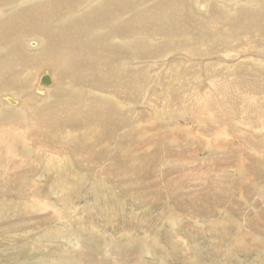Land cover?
Instances as JSON below:
<instances>
[{
	"label": "bare ground",
	"instance_id": "6f19581e",
	"mask_svg": "<svg viewBox=\"0 0 264 264\" xmlns=\"http://www.w3.org/2000/svg\"><path fill=\"white\" fill-rule=\"evenodd\" d=\"M137 4L142 8L134 12ZM27 46L34 52L25 49ZM197 61L200 64L207 61L206 66H202L204 69L201 67L205 71L203 74ZM44 63L50 65L42 66L38 75L34 73ZM248 63L251 66L242 67L236 75L239 80L234 83L224 74V70L233 67L235 70ZM253 66L261 70L253 72ZM263 72L264 0H0V158L6 160L7 165H2L5 168L0 171V176L19 174V181L12 182L26 193V188L36 193L35 179L40 181L46 175L48 190L58 192L61 201H67L66 205H69L65 211L72 212L73 219L70 223L62 208L58 209L55 204L46 201L47 194L35 196V193H28L35 198L31 207L35 210L39 208L38 212L42 211L45 221L53 224L57 221L55 226L58 227L51 228L48 235L61 238H70L79 232L82 236L99 235L104 237V244L111 247L118 237L110 233V239L107 238L110 230L104 226L108 221L110 225H115L117 217L127 211L129 202L128 194H123L121 188L116 189L115 182L144 165L132 162L131 158L147 149L144 136L149 134L150 123L146 116L147 111L155 109L150 102H157L154 92L158 91V95L166 93V99H159L158 102L163 101L158 106L159 110H164L162 112H169L168 121L172 122L173 134L171 139L166 136V142L160 149L151 147L154 149L149 158L151 164L166 161L176 151H179V157H184L181 155L185 154L188 145L185 138H193L201 141L204 149L208 145L222 149L226 156L223 159L231 165L241 149L227 152L225 148L229 141L236 143L235 138L228 137L225 132L218 134L212 131L213 123L200 135L192 123L183 120L185 117L177 116L173 109L178 108L180 103L186 109L189 96L195 94L196 101L202 105L198 103L200 107L197 111L203 112L202 108L207 107L203 102L206 99L199 96V92H194L195 89L199 91L202 75L211 82L216 80L221 90L229 91L234 87L233 93L239 97L251 91L247 93L250 97L255 93L261 95L264 101ZM44 75L49 76V84L41 81ZM220 80L224 83L220 84ZM184 94L185 97H181ZM10 100L14 101L11 103ZM138 108L146 110L142 112ZM263 109H250L251 117L240 125L249 129L252 122L258 121L261 126H256L258 129L253 131L255 136L249 135L246 130L240 131L242 145L247 147L245 155L251 160V165L246 169L240 166L233 170L243 173L242 183L250 181L249 171H252L260 191L257 196L264 201V189L259 186L264 182V144L259 145L260 141L264 142ZM201 118L205 121L207 117ZM76 128L85 129L84 133L80 130L81 133L77 134ZM133 128L136 131H132ZM181 130L185 131V135ZM74 138L76 141L82 138V141L78 140L77 146L68 145ZM173 143L179 144L178 149ZM18 144L22 145L23 153L35 151L36 157L19 160L22 151L14 148ZM105 144H109L110 149L113 146V150L104 147ZM116 157H120L121 161H117ZM163 166L158 165L156 171ZM223 179L224 183H231V192H226V188L224 190L231 194L228 201L232 203H226L222 198L224 194L216 191L207 199L210 204L203 208L205 211L174 209L152 215L164 222L169 220L173 225H180L184 219L198 225L202 220L215 218L212 220L214 223L226 224L222 230L232 234L235 230L231 228L241 224L239 220L243 219L245 224L236 235L238 241L254 237L243 231L250 229L264 242V227L260 226L258 218V222L253 218L255 213L251 212L252 209L246 210V204L237 202L232 193L242 189L246 198L244 202L248 201L251 208L258 209L254 191L237 185L239 182L233 178ZM15 184L6 181L1 187L6 192L9 190L6 188H14ZM91 190L95 196H88ZM111 191L114 193L111 203L120 206L121 211L108 208ZM67 192L72 194L73 199L68 198ZM213 204L224 208L223 217L209 215L214 209ZM80 205L81 209L86 207L88 211L83 216H74ZM262 209L255 211L256 215H264ZM49 212L53 221L49 219ZM133 218L145 230L144 244L161 246L164 256L172 255L185 264H197L196 259L205 254L202 241L198 242L192 234L190 237L185 235V225L170 233L176 236L172 238L174 242H163L160 235L155 234V238L148 232L152 216H147L145 211L139 215L129 213L128 220ZM92 219L96 223L91 222ZM123 231L125 239L131 237L130 229L124 226ZM189 240L198 247L195 253L189 254L184 250ZM247 250L251 257L245 256L248 260L246 264H264V255L263 260L257 263L259 256L253 258L255 250ZM140 256L137 259H141ZM137 259L132 258L135 262Z\"/></svg>",
	"mask_w": 264,
	"mask_h": 264
},
{
	"label": "rangeland",
	"instance_id": "374dc122",
	"mask_svg": "<svg viewBox=\"0 0 264 264\" xmlns=\"http://www.w3.org/2000/svg\"><path fill=\"white\" fill-rule=\"evenodd\" d=\"M140 8H142V5L137 4L136 6H134L133 10L135 12ZM25 49H29L28 51L34 52L28 46ZM206 62L207 61H205V63H201V65L200 62L197 61V66L200 68L203 65L206 66ZM132 63L134 64L135 62ZM190 64L193 65L194 62H190ZM44 65L50 64H42L34 73L37 72L38 75V72ZM208 65L209 64H207V66ZM244 66L251 65L250 63H248L235 70L233 67L230 70H224V74L226 76H229V78H231V81L234 83L236 80H239L238 77L236 78V75L238 71ZM202 68L200 69L201 74L205 72L204 70H202ZM259 68L260 67L255 69V67L253 66L252 70L253 72L261 70ZM213 75L215 76L216 72L213 73ZM202 76L204 77H201L202 79L200 81L202 82L199 81V91L195 89L194 92H199V96L203 97L204 100L206 99L203 102L205 103V105L207 104V107L205 109L204 107L202 108L203 112L197 111V109L202 105L200 102L196 101L197 97H195V94H193L194 96H189L190 101L186 103L188 106L186 107V109L182 108V103H180L178 105V108H174L173 110L177 112V116L185 117L183 118V120H187L192 123L193 127L196 128L197 132H199L200 135L204 134L208 129H210L209 125L213 123L214 127H212V131H215L218 134L225 132L227 133L228 137L235 138L236 143L229 141L227 142L225 148V151L227 152L235 151V149L237 148L241 149V153H238L237 157L234 158L235 161L233 162V164H226L227 159H223L226 158V156L223 155L224 152L222 151V149H214V147H210L209 145L204 149V145L201 144V141L193 138H185V144L188 145L186 146L187 148H185L187 149L186 151H184L185 154L181 155L184 157H179V155H177L179 151H176L174 153L175 155H172V157H168L166 161L159 160L158 163L151 164L149 158L150 154L153 153V148L160 149L162 144L166 142V136L170 138L173 134L171 131V129H173V127L171 126L172 122L170 120L168 121L170 117L169 112H162L164 110H159L158 106V104L162 105L161 101H163L161 100L160 102H158L159 99H166V93L163 92V96H161V93L158 95L159 92L155 91L154 95L155 97H157V102L155 103L153 101H150L153 104L152 106H155V109H153L154 111H147L148 115L146 116L147 121L150 123L149 134L148 136H144V140H147L146 143L148 144L146 146L147 149L141 154L131 158L132 162L138 161L144 165L143 167L141 166L139 170H137L138 168L133 169L128 177L118 178L115 182L117 184L116 189L121 188V192L123 194L127 193L129 197L127 198V202H129L127 203V211L124 213L125 216L122 214L119 215L117 217L118 220L116 219L117 223L115 225H110L111 222L108 221L106 222V224L110 226H107L106 224L104 226L105 228L107 227L108 231L110 230V232L107 233V238L110 239V235L112 233L115 234L116 237H118L114 240L115 243L111 247H109L104 244V237L99 235L84 236V234L82 236L81 232L76 233L73 237L71 236V239L67 236H65V238H61V236L57 237L55 235L50 237V235H48L49 230L51 228L58 227L55 226V223L57 221L54 224L47 222L48 220L45 221V216L42 215V211L38 212L39 208L35 210L31 207L33 206V199L35 198L28 193L35 192L26 188L28 190V192L26 193L25 191L20 190L17 184L12 182L15 180L17 182L19 181L17 180L19 178V174H2L0 176V264H138L136 262L146 264H185V262L178 261L175 256H173L174 258L172 257V255L167 257L164 256L161 246L153 247L152 244V246L149 247L148 245L144 244L145 239L143 238V236L145 235V230L140 227L138 220L134 218L131 221L128 220L129 213L135 212L139 215L142 213V211H145L147 213V216L153 217L150 221V226L148 225V232L152 237H155L154 235L158 234V236L160 235L161 241L166 242L170 240L171 242H174L172 238L176 236L170 235V233H175L176 231L180 230L183 224L186 228L185 235H188L189 237L192 235L196 236L198 242L202 241L201 246L204 247L205 254L196 259L197 264H246L248 260L245 256H248L249 258L251 257V255H249V250H247L250 248H253L255 250V255H253V258L254 256H259V260L257 262L259 263V261L262 259V255H264V250H260L264 248L263 239L260 236H257V233L252 232L250 229H246L243 231H245V233H247V235L249 236L255 235L256 238L255 236L248 237L250 238V240L241 239L240 241H238V239L236 238L239 230H242L241 226L245 224L243 219L239 220L241 224L231 228L235 230V233L232 234L231 232L222 230L225 229L226 224L214 223L212 220L215 218H211V220L208 219V221L202 220L201 224L198 225H196L190 219H184L183 221H180V225H173V222H169V220H165L164 222L160 219H157L156 216L152 215L153 213H166L167 211L174 209L175 211L177 209H180L182 211L194 212L203 210L206 205L210 204L207 199L213 196V192L217 191V193H219L220 195L224 194V196L227 194L226 192H231V190L229 189L231 183L229 181L224 183L225 181L223 179L225 177H229L233 178L236 182L238 181L239 183L237 182V185H241L246 188L250 187L249 189H252L254 191L255 199H257L258 201L257 206L259 204L258 209H255V207L253 208V206L251 208L249 206L251 205V203L247 200L246 203L244 202L246 198L243 195L244 193L242 194V189L239 192L234 191L232 193L235 195L234 199L237 202L243 205L246 204V210L252 209L251 212L255 213L253 214V216H256L253 218L256 220V222H258L259 220L260 226L264 227V215H256V212L259 211V208H263L262 214H264V201L257 196L260 191H258V186H256L255 184L256 175L252 171H249L251 172L250 181L242 183L241 175H243V173L233 170L240 168V166L241 168L246 169V166L251 165V160L245 155L247 154V147L242 145L240 131L246 130L248 131L249 135L255 136L253 134V131L261 126L258 121L256 123L252 122L251 126L249 125V129H244L240 127V125H244L247 122V118L251 117L252 114L250 109L256 110L259 108L262 110L264 108V101L262 100V96L255 95L254 93L252 94L251 98L250 95L247 94L251 91H246L247 93L243 94L241 97L237 96L238 94H235V96L233 93L234 87L229 89V91L221 90V88L217 87L218 82H216V80H214V82H211L210 79L208 80V78L205 77V75ZM225 81L228 82L227 79H224V82ZM224 82L223 80H220L219 83L223 84ZM183 96L185 97V94L181 95V97ZM232 96L236 98H233ZM244 99L245 101H242ZM198 103L200 104V106ZM138 109L142 112H145L146 110V108ZM158 116L162 117L163 120L162 118L159 119ZM208 116H210V120ZM201 117L207 118L204 121V119ZM178 125L181 126V123H179ZM80 130L82 132L85 129L76 128L75 132L79 134ZM132 131L136 130L133 128ZM185 131L187 130L185 129ZM185 131L181 130V133L184 134ZM168 137L167 141H169ZM78 140L82 141V138H78L77 141L75 138L71 139L70 141L68 140L69 142L67 144L77 146L79 145ZM261 144H264V142L260 141L259 145ZM108 145L109 144H105L104 147H108ZM172 145H174L175 149H178L179 144L173 143ZM14 148H16V150L18 149V151L19 149L21 151L23 149L21 144H18ZM110 150H113V146ZM22 153L23 151L20 153L19 160L36 157L35 151L23 154ZM178 157L180 159L176 160ZM116 160L121 161V158L116 157ZM0 161V171H2L5 167H7V165L5 162L6 160L4 161L3 158H0ZM2 165H4L5 167ZM158 165L164 166L156 171L158 169L156 168ZM42 177L43 178L40 181L39 178L35 179L37 190L35 189L36 193L33 195L36 196L37 194L39 196H43L47 194L45 200L48 202L50 201V203L52 204H55L58 209L62 208L65 215H67L66 218L71 223L73 219H71L72 215L70 214L72 212L69 213L65 211L66 207L69 204L66 205L67 201H61L60 194L58 192H50L48 190V178H46V175H43ZM6 181L11 182L16 186L14 188H6L9 190H6V192H4L1 186L4 185ZM46 183L47 185H45ZM111 184L113 185V183ZM259 186L263 187L264 189V182L260 183ZM224 189L226 190V192ZM223 190L224 192H222ZM98 193H101V191H98ZM67 194L68 198L70 196L71 199H73L71 193L67 192ZM87 194H89L88 196H95V193L92 192V190ZM224 196L222 195V198L226 203H232L231 201H228L231 194H227L225 197ZM113 198L114 193L111 191V200L110 198L108 199L110 200L108 201L110 207L108 208H118V211H121L120 206L117 207L114 202V205L111 203ZM199 202L203 206L199 204ZM203 202L205 203V205ZM196 206H198L199 208ZM80 207H82V205L78 206V210L73 213L74 216H83L85 215V212L88 211L86 207L84 210ZM213 208L214 209H212L209 214L211 215V217L212 215L218 218L220 216H224V208H218L215 206V204H213ZM37 212L40 215H38ZM217 213L219 214L216 215ZM49 215V219L53 221V219H51L50 212ZM78 217L76 219H79ZM76 219H74V221H76ZM250 219L254 220L251 217ZM154 220L157 221L154 222ZM186 220L189 221L186 222ZM85 221L86 219L84 220V222ZM91 222L95 221L92 219ZM72 224H74L75 226L78 225L74 222ZM188 225H192V227ZM228 225H230V223ZM124 226L131 230L130 238L125 239V236H123ZM119 239H121V241ZM163 239L166 240L164 241ZM253 244H256V246L253 247ZM184 248V250H186L189 254L195 253L198 249L195 242L193 241V243H191L190 240L186 245H184ZM230 249H233L231 251V254H229ZM259 250L261 252H259ZM138 255H142L140 256L141 259H137ZM159 255H161V257ZM133 257L137 259L136 262L132 260ZM211 261L213 262L211 263ZM250 264L253 263L250 262Z\"/></svg>",
	"mask_w": 264,
	"mask_h": 264
},
{
	"label": "water",
	"instance_id": "95a60500",
	"mask_svg": "<svg viewBox=\"0 0 264 264\" xmlns=\"http://www.w3.org/2000/svg\"><path fill=\"white\" fill-rule=\"evenodd\" d=\"M41 81L45 84H49L51 82L50 78L48 75H44L43 77H41ZM14 100H10V102L12 103Z\"/></svg>",
	"mask_w": 264,
	"mask_h": 264
}]
</instances>
